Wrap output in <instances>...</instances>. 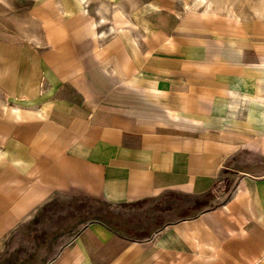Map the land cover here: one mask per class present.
Returning <instances> with one entry per match:
<instances>
[{
  "label": "crops",
  "instance_id": "1",
  "mask_svg": "<svg viewBox=\"0 0 264 264\" xmlns=\"http://www.w3.org/2000/svg\"><path fill=\"white\" fill-rule=\"evenodd\" d=\"M91 1L112 9L38 0L40 35L0 27V243L55 196L168 197L143 237L92 219L48 264H264V77L243 29Z\"/></svg>",
  "mask_w": 264,
  "mask_h": 264
},
{
  "label": "rangeland",
  "instance_id": "2",
  "mask_svg": "<svg viewBox=\"0 0 264 264\" xmlns=\"http://www.w3.org/2000/svg\"><path fill=\"white\" fill-rule=\"evenodd\" d=\"M162 1L169 3L183 18L196 23L206 24L212 20L237 23V32L239 28L243 29L246 36L240 37L247 40L246 43L237 40L241 43L237 49L248 54V61H257V72L264 77V0ZM37 2L0 0L2 30L15 31L29 38L40 35V23L33 15ZM85 4L94 14H104L112 9L109 4L99 1L86 0ZM259 98L264 99V96ZM171 199L152 198L144 203L119 206L55 196L1 241L0 264H48L57 251L92 219L105 221L118 233L143 237L162 216L158 211L163 210Z\"/></svg>",
  "mask_w": 264,
  "mask_h": 264
},
{
  "label": "bare ground",
  "instance_id": "3",
  "mask_svg": "<svg viewBox=\"0 0 264 264\" xmlns=\"http://www.w3.org/2000/svg\"><path fill=\"white\" fill-rule=\"evenodd\" d=\"M202 1V0H201Z\"/></svg>",
  "mask_w": 264,
  "mask_h": 264
}]
</instances>
